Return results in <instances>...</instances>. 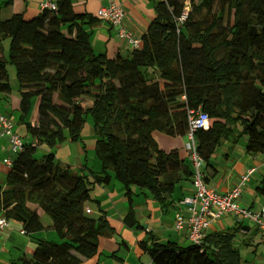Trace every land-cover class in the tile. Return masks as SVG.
I'll return each mask as SVG.
<instances>
[{
    "label": "trees",
    "instance_id": "16d2710c",
    "mask_svg": "<svg viewBox=\"0 0 264 264\" xmlns=\"http://www.w3.org/2000/svg\"><path fill=\"white\" fill-rule=\"evenodd\" d=\"M53 1L55 9L43 7L30 17H2L0 3V93L11 90L10 62L17 121L31 137L13 154L0 184V211L27 234L53 229L59 237L33 238L31 256L9 264H82L93 256L112 227L103 214L94 217L85 208L98 202L93 183L108 182L111 174L125 187L129 226L138 225L132 186L160 205L170 203L175 186L191 176L190 162L175 148L159 147L153 132L184 135L189 109L209 117L206 128L193 132L205 181L215 175L211 158L226 140L242 136L247 153L264 154V0H157L139 45L111 55L95 51L90 41L86 26L97 25L98 15L75 9L74 0ZM213 5L216 12L206 19ZM82 96L91 99L88 105L80 103ZM86 115L99 172L85 166L86 174L37 151L79 140ZM254 191L264 196V172ZM238 228L207 232L200 243L159 242L149 234L138 244L151 264H249L233 243Z\"/></svg>",
    "mask_w": 264,
    "mask_h": 264
},
{
    "label": "crops",
    "instance_id": "0c3cea01",
    "mask_svg": "<svg viewBox=\"0 0 264 264\" xmlns=\"http://www.w3.org/2000/svg\"><path fill=\"white\" fill-rule=\"evenodd\" d=\"M3 1L0 0V3H3ZM43 1L45 0H11L8 4H2L1 16L8 17L13 13H23L25 17H30L41 9V3ZM74 1L75 9H84L93 15H97V10L100 6L106 5L113 0ZM115 1L119 2L123 8V23L125 27L132 35L140 36L145 31L148 22L154 16V4L157 0ZM86 28L90 33V41L95 51H104L108 55L116 51L127 54L133 48L121 43L116 29L111 27L105 20L100 19L97 25L91 27L86 26ZM15 86H18V84ZM10 87L12 90L11 83ZM11 90L9 94L0 93V112H5L10 115L14 121L13 130L20 134L23 140H29L31 137H28L29 135L26 132L25 126L17 121L19 96L17 91L12 93ZM80 99V103L83 106L88 105L91 101L90 98L83 96ZM34 103L33 109L31 110V117L35 115L36 99ZM36 120L37 115L34 116L33 121L29 117V121L33 123ZM93 136H95L94 133L90 135L91 138ZM153 137L162 149L169 150L175 148L181 158L188 159L187 150L184 147L185 135L169 136L162 132L154 131ZM81 138L83 143L79 141L61 142L51 151L47 146L39 145L37 151L40 153L51 152V157L69 165L72 169L79 170L83 168L86 174L85 166H87V169L99 172L101 170V161L98 157L90 154V145L84 142L85 136L83 135ZM78 142L82 144V147ZM244 145L245 139L241 146L231 140H226L219 145L211 158L216 169L215 175L209 177L207 181H204L216 191L225 192L238 182L240 174L248 167H254L253 173L244 183L245 189L243 190L244 194L249 192L251 198L248 201L238 199V204L241 207L260 210L264 206V196L261 195L262 199L257 197L258 194L254 191V185L261 173L264 172V154L247 153ZM9 149L10 146L7 139L0 136V184H4L9 168V164L6 163ZM107 171L111 173L110 170ZM204 172L206 174L208 173L205 169ZM248 183L252 186V192L249 191ZM191 189L190 176L175 186L170 203L160 205L148 192L132 186V206L138 225L129 226L123 220L128 207L123 184L114 178L112 174L108 182H94L91 196L97 199L98 202L91 201L87 203L89 214L94 217L103 214L112 227V230L109 235L99 237L97 252L90 258L85 259L82 264H147L150 262V257L142 251L138 242L147 240L149 234H152L159 242L175 241L178 244L188 243L186 228L176 230L173 227V223L177 212L185 216L188 215V209L180 203V199L183 195L190 193ZM38 213L42 214L40 210H38ZM42 218L44 223L48 224L50 222L47 217ZM8 220V225L0 234V264H9L11 261L18 260L21 256L30 257L34 248L33 238L59 239L53 229H43L27 234L23 231L19 221L13 219ZM236 226L239 227L237 232L240 237L246 242H251L257 233L263 234L254 225L250 227L246 220L237 221L229 213H225L221 218L211 223L208 232ZM147 242L150 243V241Z\"/></svg>",
    "mask_w": 264,
    "mask_h": 264
},
{
    "label": "built area",
    "instance_id": "2783aa9c",
    "mask_svg": "<svg viewBox=\"0 0 264 264\" xmlns=\"http://www.w3.org/2000/svg\"><path fill=\"white\" fill-rule=\"evenodd\" d=\"M43 7L55 9V3L53 0H45L41 3V8ZM97 15L116 29L121 43L131 47L139 45L140 37L132 35L123 23L124 11L119 2L111 1L107 5L100 6ZM187 121L184 147L192 167V189L190 193L183 195L180 199V203L188 209V215L185 216L177 212L173 227L176 230L186 228L187 239L191 242L200 243L209 231L211 223L221 218L225 213H229L237 221L249 220L264 235V206L260 210H252L238 204L242 187L253 173L254 167H248L240 174L238 182L225 192L216 191L208 186L203 178V160L197 152L193 132L198 128H206L209 117L205 111L199 108L189 109ZM13 125L14 121L7 113H0V136L5 137L10 146L6 158L7 164H11L13 154L21 148L23 142L21 136L13 130ZM85 211L89 212V208L86 207ZM8 222L4 212L0 211V234ZM147 264H151V261Z\"/></svg>",
    "mask_w": 264,
    "mask_h": 264
},
{
    "label": "rangeland",
    "instance_id": "374dc122",
    "mask_svg": "<svg viewBox=\"0 0 264 264\" xmlns=\"http://www.w3.org/2000/svg\"><path fill=\"white\" fill-rule=\"evenodd\" d=\"M216 5H213V7L210 8V10H206L205 12V18L208 19L211 14L215 13L216 12ZM9 42H10V39H5V45H4V51L6 53L7 49L9 48ZM97 51V50H96ZM7 66V69H8V74H9V82L12 84V93H15V91H17V94H18V89H17V80L15 78V66L14 64L10 63V62H7L6 64ZM35 103L32 102V107L31 109H33V106H34ZM37 105L35 106V112L34 114L36 115L37 114ZM29 115H31V111L29 113ZM34 115V116H35ZM34 116L31 117L30 116V119L33 121L34 120ZM94 131L91 127V117L90 115H86L85 117V121L81 127V130H80V136H85L84 138V142H87L88 145H90L89 147V151H90V154H92V156H95V152H94V144H95V136H93V138L90 137V135H93ZM30 137V136H28ZM66 141H69V142H75L74 140H70L69 138H66L62 141V143L66 142ZM81 143H83V140L82 138H80L79 140H77ZM78 142V143H79ZM79 143L82 147V144ZM244 143V137H240L236 142L235 144H240V146ZM44 147V146H43ZM249 191L252 192V186L251 184H247ZM245 189V185H243L242 187V192H241V196L239 197V199H243L244 201H248L250 200L251 198V194H249V192L247 193H243V190ZM243 193V194H242ZM257 197L260 199H262V196L261 195H257ZM247 224L250 225V227L252 226L253 227V224L252 222H250L249 220H246ZM255 237L250 241H247V242H244L243 239L240 237L239 233L236 232V234L234 235V238H233V243L235 246H237L238 248V252H239V255H240V258L242 261H246L247 263H252V264H264V235L262 234H259L257 233L256 235H254Z\"/></svg>",
    "mask_w": 264,
    "mask_h": 264
}]
</instances>
